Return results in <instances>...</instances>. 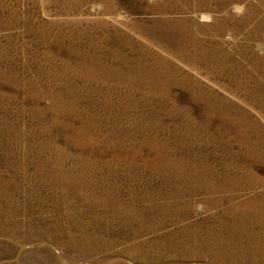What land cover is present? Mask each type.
I'll return each mask as SVG.
<instances>
[{
	"label": "rangeland",
	"instance_id": "374dc122",
	"mask_svg": "<svg viewBox=\"0 0 264 264\" xmlns=\"http://www.w3.org/2000/svg\"><path fill=\"white\" fill-rule=\"evenodd\" d=\"M0 264H264V0H0Z\"/></svg>",
	"mask_w": 264,
	"mask_h": 264
}]
</instances>
